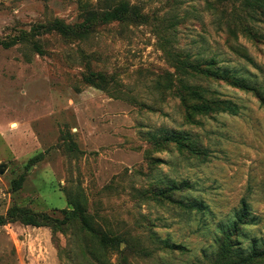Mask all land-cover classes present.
<instances>
[{
	"label": "rangeland",
	"instance_id": "rangeland-1",
	"mask_svg": "<svg viewBox=\"0 0 264 264\" xmlns=\"http://www.w3.org/2000/svg\"><path fill=\"white\" fill-rule=\"evenodd\" d=\"M0 166V264H264V0H0Z\"/></svg>",
	"mask_w": 264,
	"mask_h": 264
},
{
	"label": "trees",
	"instance_id": "trees-1",
	"mask_svg": "<svg viewBox=\"0 0 264 264\" xmlns=\"http://www.w3.org/2000/svg\"><path fill=\"white\" fill-rule=\"evenodd\" d=\"M92 16V15H91ZM53 27L61 32H65L66 30H70V32H72L73 34L74 33V30L71 29L70 26L60 22V21H57L56 23H53ZM80 30H82L83 32H87L88 29L91 28V25H89V23H83L81 26H80ZM80 31V32H82ZM202 110V111H200ZM208 109H203V108H200L199 111L200 112H206ZM74 205V209L72 211H70L71 213H74L76 209H79V206L78 205ZM81 213H83V211H81ZM75 215H77V213H75ZM10 220H13V221H16V220H20L22 222H24L25 224H28V225H32V226H42V224H48V223H51L53 221V217L50 216V215H47L45 213H32L30 209L26 208V207H20V208H13L11 209V211L9 212L8 214V217ZM3 219H6V218H1L0 217V225L3 224ZM82 222H83V225L86 227V228H90V225L88 224V221H87V218L84 216V214L82 215Z\"/></svg>",
	"mask_w": 264,
	"mask_h": 264
},
{
	"label": "water",
	"instance_id": "water-1",
	"mask_svg": "<svg viewBox=\"0 0 264 264\" xmlns=\"http://www.w3.org/2000/svg\"><path fill=\"white\" fill-rule=\"evenodd\" d=\"M1 167H2V166H0V174H3V173H4V171H3V170H1Z\"/></svg>",
	"mask_w": 264,
	"mask_h": 264
}]
</instances>
